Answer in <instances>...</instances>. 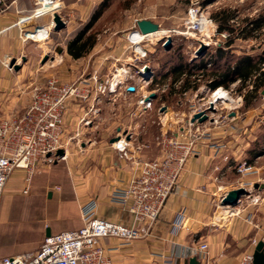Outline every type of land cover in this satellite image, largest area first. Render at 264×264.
Masks as SVG:
<instances>
[{
  "label": "rangeland",
  "instance_id": "374dc122",
  "mask_svg": "<svg viewBox=\"0 0 264 264\" xmlns=\"http://www.w3.org/2000/svg\"><path fill=\"white\" fill-rule=\"evenodd\" d=\"M192 1L63 0L62 15L69 20L66 28L60 31L52 30L49 36H47L45 31H42L43 33L40 35L41 39L47 42L43 47L39 45V42L34 41V38L26 39L24 50L20 51L15 57H8V60L6 59L4 61L6 68L11 69L13 73L19 74L20 87L16 107L12 108L15 113L11 112L12 110H6L7 112L1 110L0 118L13 115L23 116L27 107L33 102L34 96L32 95L36 86L44 89L50 78L56 79L58 84L62 86L90 76H100L102 79H106L114 72L115 67L120 68L121 63H117L116 60H120L126 67L129 66L126 63L131 61L133 66H131L130 75L135 80L131 79L127 81L123 86L117 88L118 91L116 93L108 97L100 96V94L97 96L101 98V101H97V104H104L107 98V101H117L114 103L119 105L120 101H122L119 97H123L122 92L126 88L135 85L136 80H140L137 76L136 69L147 63L153 72V78L146 79L145 77L147 81H150L149 84L141 81L138 83L139 86L136 84L138 86V92L136 94L134 91L133 94L126 95V99L124 97L121 98L125 101V107L129 110L124 107V112L126 113L120 121L121 123H125H122L120 127L126 126L127 129L129 128L139 135L131 140V154L141 155L145 159L144 161L167 156V154L163 156L164 152L167 153L163 147L165 143L162 144L163 138L174 141L172 139L175 137L174 131L180 128L181 125H185L188 120H192L197 113H205L201 107L209 97L201 96V92L197 88L206 84L210 79L214 80L216 73L224 71L227 67L235 66L237 61L244 56H252L256 60L264 58V0H196L201 4L202 10L215 20L218 27L220 22L215 16L217 12L222 11L223 17L233 15L232 19L227 23L229 28L222 32L218 29V33L214 38V44L208 46L201 55L198 54L201 46H198L197 41L192 39L187 40L179 33L177 36H171L173 45L170 49H166V42L163 43V40H158L168 29H184V22L189 17L188 14L192 6ZM31 2L32 9L34 5L33 0ZM104 2H106L104 4L105 10L87 33V35L92 34V39L95 41L94 47L83 57L75 59L68 53V43L85 27L95 10ZM31 9L28 11L25 10L26 13H24L28 14ZM257 18L263 20V28L259 31H252L250 36L246 37L245 34L248 33L245 30L246 26H252L250 22ZM43 19L36 21L38 23L37 25H44L49 20L47 17ZM141 19H152L157 22L160 24V30L163 33L151 37L148 36V41L151 40V42L143 43L148 48V56L144 57L137 64L132 61H136V53L135 47L129 40V37L131 36L139 48L143 42V38L146 37L140 32L133 34L132 32L134 31L135 21ZM14 25L16 26V24ZM34 26V23L30 26V29L33 31L37 27ZM225 33L227 34V38L224 36ZM24 37L25 35L22 33L23 40ZM61 50L62 53H60ZM13 59H16L15 64H18V69L15 68V64L14 66L12 65ZM263 62H261V66L264 65ZM179 64L183 65L184 70H175L176 65ZM118 76L124 77V73L119 71ZM194 77L202 80L197 81V84L194 85L193 82H189L190 80H194ZM181 79L183 81L179 83ZM253 79L254 75L245 83L237 79L226 85L230 91L233 90L232 96L236 100L241 97L242 100L240 99L238 103L234 102L230 106L223 104L214 115L212 114L205 121H200V118H197L194 121L198 122V126L191 128L193 134L200 135L199 137L205 135L196 143V149L199 151L197 154H200V149L210 148L209 146L211 144L209 143L213 142L215 143V148L209 149L210 152L214 155H220V160L224 161L219 167L225 173L217 176L219 170L216 165L211 169L214 173L207 179L213 183V190L215 192L212 196V202L214 203V212L212 211L214 218L212 221L217 225H213L215 226L214 228H220L222 230L228 228L230 226L229 220L234 217L233 214L235 213L230 209L231 206L221 204L220 196L230 187H244L240 186L242 182H246L249 184L248 186L252 187L253 197L244 195L242 196V202L236 205L241 210V214L239 217L235 216V219L253 227V230L245 239L246 245L240 247L238 240L236 241L231 234L228 236L230 243V250H227L228 254L231 257H237L242 253L240 261L247 252L252 249L254 250L255 247L252 241L254 238L264 240V228L261 229L258 225L262 224L264 220V210L259 209L261 205L264 207V188L260 189L253 186L255 183H259L260 185L264 184V86L258 92H255ZM185 81H188V83ZM91 85L94 88L96 87V81L94 79L91 80ZM98 88L96 87V91L94 90L93 92L100 93L101 91ZM141 91L149 95L155 93L156 97L153 98L152 107L148 111L142 112V115H138L135 114L136 107H139L136 101L142 97ZM94 96H96L95 93ZM202 97L205 98L204 102L200 101ZM91 100L94 104L95 100L93 98ZM88 101H85V103H88ZM74 104L84 107V111L80 116L76 115L73 123L70 125L67 121L68 116L67 114L65 115V139L63 141L66 142L68 140L69 142L67 146V159H56L49 164L41 162L38 168L39 173L43 171V174L38 178H42L46 183L49 182L46 185L45 191H56L55 195L51 199H48L47 196L49 195L46 196L43 190L35 197L25 195L19 191L12 192L13 194L9 193L8 196H11V200L16 204L23 206L28 202H37L43 205L44 203H50L53 207H56L59 204L58 194L60 193L57 191H61L63 187L64 191L69 188L72 190L71 194L64 201L66 204H71L73 203L74 187L78 185L75 182L74 173L78 170H90L96 164L92 158H90V161H86L89 159V155L93 153V148L91 146L89 147V145H83V143H87V133L85 131L92 124L86 121V119H91L92 117H88L87 113L90 112L89 115H91V112L94 111L96 113L97 111L93 110V105L85 106L86 104L84 102H75ZM214 117L218 118L217 122L212 120ZM91 120L93 121V118ZM74 121L76 125H74ZM137 122L142 125H135ZM125 130L119 129V132L123 131L126 133L127 131ZM78 134L79 136H77ZM89 134L88 132V136ZM115 137L116 139L111 141V144L117 143L119 135L116 134L113 138ZM121 138H123V135H121ZM183 140L184 142H188L191 139L185 137ZM139 143L145 144V147L140 152L136 150ZM111 144L110 146H112ZM116 145L114 147H117ZM114 147L112 146V148ZM83 153L86 156H83ZM116 153L118 152L116 151ZM82 156L86 157L83 162L81 160ZM130 164L135 167L132 161H130ZM246 166L254 167L246 172L239 170H245ZM213 175L216 176L212 177ZM179 181L176 187L179 185ZM226 192L228 193V191ZM2 202L3 204L7 202L5 196H3ZM233 209L236 210V208ZM229 212L234 213L230 216ZM66 215L70 216V213H63L59 218L60 221H57L52 213L51 228L53 232L59 230L60 227L69 226V220ZM248 215L252 223L247 221ZM208 232H212L216 236L219 234L218 230L215 229ZM248 248L251 249L249 250ZM200 255L205 256L204 253ZM201 256L200 259L203 258ZM206 259L207 262L205 264H215L214 259L209 258V255H207ZM165 260H167L166 262H170L171 260L170 263L173 262V264H179L180 261L179 258L171 257L165 258ZM186 264L190 263L186 262ZM198 264H201V262Z\"/></svg>",
  "mask_w": 264,
  "mask_h": 264
},
{
  "label": "built area",
  "instance_id": "2783aa9c",
  "mask_svg": "<svg viewBox=\"0 0 264 264\" xmlns=\"http://www.w3.org/2000/svg\"><path fill=\"white\" fill-rule=\"evenodd\" d=\"M16 1L18 0H12L10 2L9 0H0V12L6 11L8 6ZM33 4L31 11L19 17L16 22V25L22 27V33L25 35L24 40L39 31H45L47 36H49L56 24L53 19L55 13H59L63 21L68 25L69 20L62 15L63 0H33ZM188 15L189 17L184 22V29H168L158 41L163 40V43H165L168 37L173 35L177 36L179 33L187 40L192 39L197 41L198 46L202 44L211 46L214 44V38L218 33V25L208 13L202 10V6L198 1H192ZM46 17L49 19L48 22L44 25H37L38 23L36 21ZM33 23L35 24L34 27L37 26L36 29L34 28L35 31L28 29ZM136 32H140L146 37L143 38V42L139 48L131 36L129 37V40L135 47L136 53V61H132L138 64L144 57L148 56L149 52L143 43L151 42V40L148 41L149 37L147 33H143L138 27V20L135 21L132 34ZM224 36L227 38L226 33ZM116 62L121 63L120 68L115 67L114 72L106 79H102L100 76H90L62 86L58 84L56 79L50 78L44 89L36 86L32 95L34 96L33 102L27 107L23 116L13 115L0 118V204L6 186L15 171H25L26 188L24 189V193H28L32 179L38 173L41 162L49 164L56 159H67L66 153L69 142L68 140L66 142L63 141L65 139L63 138V133L65 129L64 117L68 112L70 102H84L85 104V101H90L93 98L95 100L94 104H97V101H101V98L97 97L99 94L100 96L108 97L116 93L118 91L117 88L123 86L124 83L134 79L130 75L131 66H133L131 61L126 63L129 65L128 67L124 66L120 60H116ZM148 66L149 64L145 63L136 69L137 76L140 80H136L137 83L135 82V85H133L135 87V94L138 92L139 82L144 81L147 84L150 82L141 74V71L145 70ZM262 69L264 70V65ZM119 71L124 73V77L123 80L118 81ZM151 77L153 78V74ZM92 79L96 81V87H99L100 93L93 92L96 87L94 88L91 85ZM200 80L202 79H196L194 77V80H190L189 82H193L195 85ZM181 81L183 79L179 80V83ZM185 82L188 83V81ZM212 83L213 80L210 79L206 84L197 88V90H200L201 96L209 97L201 107L202 111L207 114L208 119L219 110L220 106L226 104V96L232 97V104L234 102L238 103L240 99L242 100V97L236 100L232 96L233 90L230 91L225 85L213 87ZM94 93H96V96L93 97ZM133 93L134 91L130 92L129 88H126L122 92V95L126 99L128 95ZM140 93L142 97L137 100L136 104L138 103L137 105L139 107H136L137 113L135 111V114L138 115H142V112L148 111L153 105V98H150L149 101L145 100L149 94L142 91ZM200 101L204 102L205 98H200ZM212 106L214 110H211ZM89 113L87 115L91 117ZM91 119H86V121L91 123ZM212 120L217 122L218 118L214 117ZM195 126H198V122L188 120L185 125H181L180 128L174 131L175 137L172 138L174 141L163 138L162 144L165 143L166 147H163L167 151V153L164 152L163 156L165 154L167 156L154 160L148 159L147 161H144L145 159L141 155L131 154V140L135 136H139L135 131L128 128L125 130L127 131L126 133L123 131L117 133L119 139L117 140V147L115 149L118 150L117 152L120 156L132 161L135 167L133 174L124 187H118L114 190L112 200L120 203L124 207H129V211L133 215V223L131 226L98 217L96 215V200L91 199L81 207L82 227L52 234L45 238L41 247L35 253L5 257L0 259V264H114L102 240L109 237L119 238L130 244L138 238L140 229L144 228V226L149 229L156 223L168 198L175 191V187L188 160L199 152L196 149V143L205 135L199 137L200 135L193 134L191 128ZM121 135H123V138H121ZM182 137L183 139L189 137L191 140L184 142L183 139V141L181 140ZM69 140L71 139L69 138ZM209 144H211L209 146L210 148H215V143L211 142ZM144 147L145 144L139 143L136 150L140 152ZM60 148L65 151L63 156H58L57 154ZM217 167L219 170L217 176L223 175L225 171H222L219 166ZM250 168L251 166H246L245 170H239L246 172ZM248 185V183L242 182L240 186H244L248 191L244 195L253 197L252 187ZM226 193L225 191L220 196L221 203ZM240 202H242V197L239 199ZM231 207L230 209L236 212L234 217H239L241 210L237 206ZM233 208H236V210ZM234 212H231L230 216ZM185 215V210L178 212L172 225L171 231L173 233H178L183 229L182 227L185 226ZM249 215L247 221L252 223ZM260 240L257 238L252 240L254 247ZM197 250L204 253V258H207V255H209V244L202 242L199 244ZM253 260L254 250L252 249L242 257L239 264H253Z\"/></svg>",
  "mask_w": 264,
  "mask_h": 264
},
{
  "label": "crops",
  "instance_id": "0c3cea01",
  "mask_svg": "<svg viewBox=\"0 0 264 264\" xmlns=\"http://www.w3.org/2000/svg\"><path fill=\"white\" fill-rule=\"evenodd\" d=\"M31 3V0H18L10 4L6 12L0 13V111L12 110L16 107L19 97V74L6 68L4 61L8 57L18 55L26 46V40L22 39V27L14 24L19 17L31 9ZM28 28L30 29V26ZM42 33L41 31L34 34L35 36H29V38L33 37L34 41L39 42L41 47L47 44L41 39ZM119 98L122 100L119 105L114 103L117 101H107V98L102 105H94L92 100L85 103L87 107L93 105V110L97 111L90 115L93 121L89 125L90 128L85 131L87 143H83V145H89L93 148V153L89 155V159L86 161H90L92 158L96 164L90 170H78L74 173L73 176L78 185L74 187L73 203L66 204L64 202L72 190L69 188L64 191L63 187L61 191H57L60 193L58 194L59 204L56 207L50 203L43 205L37 202H28L23 206L16 204L8 194L16 191L24 193L26 173L24 170L14 172L3 194L7 202L3 204L2 197L0 204V259L35 253L47 237V229H51L52 234L79 229L83 226L81 207L91 199L96 200V215L98 217L128 226L132 225L133 215L129 211V207H124L112 200L114 190L118 187H124L134 170L130 161L119 157L120 155L118 156V153L110 146L112 138L119 132V129H127L126 126L120 127L122 123H125H121L120 120L126 112H124L125 101L121 99L122 96ZM134 106L136 105L134 104ZM68 111L67 121L70 125L76 115L83 114L84 107L72 103ZM75 121L74 125H76ZM137 124L142 125L138 122L135 123V125ZM88 132L90 133L89 136ZM209 149L211 148L200 149V154L188 160L184 172L181 174L179 185L152 227L148 229L144 226L143 230L140 229L138 238L130 244L119 238L109 237L102 240L114 264H173V262L170 263L171 260L170 262L165 260V258L170 257L179 258V264H186V262L190 263L193 256H197L201 264H205L207 262L206 257L201 256L197 250L202 242L209 244V258H213L215 264H239L242 253L237 257H231L228 254L227 250H230L228 236L231 234L236 241L240 242L239 246L243 247L246 245L245 239L253 227L241 223L233 217L229 220L230 226L228 228H224V230L214 228L213 225H217L212 221L214 218L212 196L215 192L213 183L207 179L214 173L211 170L212 167L220 166L224 161L220 160V155H214ZM82 155L86 156L84 153ZM83 156L82 162L86 158ZM42 174L43 171L38 172L33 177L29 191L24 193L25 195L35 197L42 190L46 196L49 195L47 196L48 199L55 195L56 191H45L49 182L46 183L42 178H38ZM214 176L216 175L212 177ZM231 189H235V187H230L226 191ZM183 207H185L186 213V227L178 233H173L171 231L172 224L178 212L184 210ZM259 209L264 210L263 205L259 206ZM68 212L70 216H66L69 220V226L60 227L59 230L53 232L51 228L52 213L55 219L60 221V216ZM258 225L259 228H264V220L262 224ZM213 229L218 230L217 236L208 232ZM200 256L203 258L200 259Z\"/></svg>",
  "mask_w": 264,
  "mask_h": 264
},
{
  "label": "trees",
  "instance_id": "16d2710c",
  "mask_svg": "<svg viewBox=\"0 0 264 264\" xmlns=\"http://www.w3.org/2000/svg\"><path fill=\"white\" fill-rule=\"evenodd\" d=\"M105 3L106 2H104L95 10L90 21L68 43V53L75 59L83 57L94 47L95 41L94 39H92V34L87 35V33L94 26L96 21L101 17L103 11L105 10ZM222 14V11L217 12L215 14L217 20L220 22L218 27L220 32L229 28L227 23L233 17V15L223 17ZM262 22L263 20H260L259 18L254 19V21L250 22L252 26H246L245 30L248 33L245 34V36H250L252 31L255 32L261 30L263 28ZM263 61L264 58L256 60L255 57L244 56L239 61H237L235 66L227 67L224 71L216 73L214 75L215 79L213 80L212 86H226L229 83L236 81L237 79H240L242 82L245 83L247 80H250L251 77L254 75L253 88L255 92H258L259 89L264 86V70L262 69L263 66H261V62ZM175 70H184L183 65H176Z\"/></svg>",
  "mask_w": 264,
  "mask_h": 264
},
{
  "label": "water",
  "instance_id": "95a60500",
  "mask_svg": "<svg viewBox=\"0 0 264 264\" xmlns=\"http://www.w3.org/2000/svg\"><path fill=\"white\" fill-rule=\"evenodd\" d=\"M53 19L55 21V27L54 30L55 31H60L64 28H66V22L63 21L61 15L59 13H55L53 15ZM138 27L140 28V30L143 33H151V32H155L160 28V25L153 21L152 19H141L138 20ZM173 45V40L172 37H168L167 41L165 43V48L166 49H170ZM208 48V45L206 44H202L200 49L198 50V54L201 55L206 49ZM16 62V59L12 60V65L14 66ZM15 68L18 69V64H15ZM141 74L146 77V79H150L153 72L151 71L150 67H146L145 70L141 71ZM130 91H135V87L131 86L129 87ZM156 94L155 93H151L148 97L145 98L146 101H148L150 98H155ZM211 110H214L213 106L211 107ZM197 118H200V121H205L208 119V116L205 113H197L194 118L192 119V121L196 120ZM116 139L112 138L111 141H114ZM58 155L62 156L64 155V150L63 149H59L58 150ZM255 188H260L263 189L264 188V184H259V183H255L254 184ZM248 191L244 188V187H239V188H235V189H231L230 191H228V193L226 194V196L224 197V199L222 200V203L225 205H230V206H236L239 203V199L244 195L247 194ZM47 237H49L50 235H52L51 229H47ZM200 262V260L198 259L197 256H193L190 259V264H198ZM253 264H264V240H260L258 241L257 245L254 248V260H253Z\"/></svg>",
  "mask_w": 264,
  "mask_h": 264
},
{
  "label": "bare ground",
  "instance_id": "6f19581e",
  "mask_svg": "<svg viewBox=\"0 0 264 264\" xmlns=\"http://www.w3.org/2000/svg\"><path fill=\"white\" fill-rule=\"evenodd\" d=\"M163 33V31L162 30H160V28L157 30V31H155V32H151V34H148L147 33V35L149 36V37H151V36H154V35H160V34H162ZM143 35V34H142ZM145 36V35H144ZM60 53H62V50L60 51ZM119 77V76H118ZM119 80H123V77H119L118 78V81ZM95 95H96V93H95ZM231 98L232 97H230V96H226L225 97V99L227 100V101H225V103L227 104V105H231L232 104V101H231ZM150 100V99H149ZM148 100V101H149ZM71 103V102H70ZM78 103H82V102H78ZM65 118V117H64ZM63 138H65V129H64V133H63ZM117 143H113L112 144V146L114 147L115 145H116ZM114 148H116V147H114ZM116 151H118L117 149H115ZM63 156V155H62ZM66 156H68V150H67V153H66ZM224 199V198H223ZM221 204H223V203H221ZM225 205V204H224ZM221 206V205H220ZM224 208V207H223ZM224 210V209H223ZM220 211V210H219ZM230 213V212H229ZM236 213V212H235ZM235 213L233 214V215H235ZM186 225V224H185ZM186 226H183L182 228H185Z\"/></svg>",
  "mask_w": 264,
  "mask_h": 264
}]
</instances>
